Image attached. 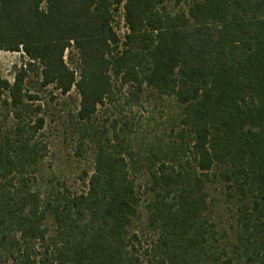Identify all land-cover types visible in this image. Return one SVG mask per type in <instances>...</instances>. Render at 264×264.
Listing matches in <instances>:
<instances>
[{
	"label": "trees",
	"instance_id": "16d2710c",
	"mask_svg": "<svg viewBox=\"0 0 264 264\" xmlns=\"http://www.w3.org/2000/svg\"><path fill=\"white\" fill-rule=\"evenodd\" d=\"M183 1L0 0V264H264V0Z\"/></svg>",
	"mask_w": 264,
	"mask_h": 264
},
{
	"label": "rangeland",
	"instance_id": "374dc122",
	"mask_svg": "<svg viewBox=\"0 0 264 264\" xmlns=\"http://www.w3.org/2000/svg\"><path fill=\"white\" fill-rule=\"evenodd\" d=\"M187 0L181 3V6L187 7ZM115 26L120 35L127 32L124 21V10L121 8L116 13ZM77 60V52L70 49L67 53V61L70 66L75 69ZM28 61L22 53H12L0 50V75L3 78L13 82L16 71ZM46 93L42 94L45 96ZM48 95V94H47ZM55 100L47 112L46 130L48 140L51 147V154L49 157V164L54 169L59 171L61 177L63 176L69 186L73 190H82L85 188L81 177L85 172L92 174L94 170V162L92 154L89 153L85 158H79L74 155L72 148V141L66 133V113L73 110L80 102V96L74 89L70 96H63L55 92Z\"/></svg>",
	"mask_w": 264,
	"mask_h": 264
}]
</instances>
